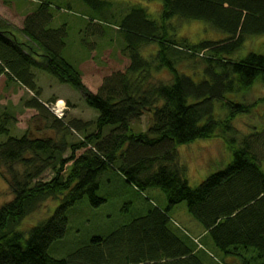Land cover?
<instances>
[{
	"label": "trees",
	"instance_id": "obj_1",
	"mask_svg": "<svg viewBox=\"0 0 264 264\" xmlns=\"http://www.w3.org/2000/svg\"><path fill=\"white\" fill-rule=\"evenodd\" d=\"M82 1L103 18L115 16L109 0ZM48 7L49 2L42 1L24 17L18 31L27 40L0 24V76L32 93L31 99L23 100L25 108L48 114L33 69L54 75L79 90L98 112L95 132L71 144L70 156L61 158L64 146L25 133L11 136L6 125L11 116L0 117V135L7 136L0 141V174L12 196L0 205V264H203L191 240L179 239L167 227L169 211L180 202L225 255L264 259V127L242 134L233 125L238 115L250 112L264 97L252 104L229 98L243 95L256 82L264 84V54H236L247 37L264 34V0H161L158 19H150L141 5L128 4L117 30L129 64L124 72L105 77L96 92L61 56L65 31L47 28ZM174 17L203 21L226 36L190 43L174 34L168 24ZM151 42L157 49L145 59L141 49ZM193 58L204 65L200 73L193 71L197 80L178 68ZM161 69L169 72L170 81L150 82L151 72ZM146 111L151 115L148 127L134 131L131 121ZM60 123L54 118L52 125ZM87 125L78 122L75 127L82 130ZM213 136L224 139L232 160L192 187L176 147ZM80 148L83 152L75 155ZM54 151L59 159L53 163L54 175L38 179L54 161ZM17 164L25 170L19 172ZM108 171L121 174L140 191L160 188L166 206H152L106 237L93 236L66 257L51 256L49 246L65 234L67 209L84 196L94 207L105 202L96 191ZM49 197L58 201L53 213L27 230L19 229L21 221Z\"/></svg>",
	"mask_w": 264,
	"mask_h": 264
},
{
	"label": "rangeland",
	"instance_id": "obj_2",
	"mask_svg": "<svg viewBox=\"0 0 264 264\" xmlns=\"http://www.w3.org/2000/svg\"><path fill=\"white\" fill-rule=\"evenodd\" d=\"M42 1L49 2L48 13L51 15V20L47 28H64L65 45L62 47L61 56L80 71L83 83L92 92L98 90L105 77L117 71L124 72L129 64L128 56L122 53V38L117 30L120 17L128 11L127 5L139 4L145 7L150 19H158L161 9V0H109L113 3L111 12L115 16L108 15L107 18H103L82 0H0V24L8 25L19 39L27 40L18 31L22 27L23 17L36 9ZM168 24L174 27V34L178 38H187L190 43L205 39L218 40L226 36L225 33L213 29L203 21H185L174 17L168 21ZM156 49L157 44L151 42L142 47L141 54L148 59ZM248 52L264 54V34L247 37L236 54L244 57ZM203 66L199 59L193 58L181 62L178 68L195 79L193 71L200 73ZM33 73L40 88L39 98L44 103L50 104L55 96L60 97L58 100L63 102L60 125L56 127L52 125L54 118L58 117L48 108V114L25 108L23 100L31 99V92L18 83L8 80L4 75L0 76V117L6 113L11 116V120L6 124L9 135L21 136L25 133L30 138H51L56 145L64 146L61 150V158H67L71 154V144L79 143L87 134L95 132L94 119L98 112L85 103L79 90L60 82L54 75L38 69H33ZM151 73L150 82L153 84L166 83L171 79L165 69ZM263 97L264 84L256 82L243 95L235 94L229 98L252 104ZM218 112L220 117H223L220 108ZM150 121V112L146 111L139 119L132 120L131 126L134 131H145ZM78 122H88V125L78 130L75 127ZM233 125L242 134L262 129L264 101L255 103L250 112L238 115L233 120ZM107 131L108 129L104 130L105 133ZM6 138V134L0 135V141ZM83 150L84 148L76 150L75 155H79ZM176 150L177 160L185 168L186 178L192 187L197 186L209 174L222 169L232 160L231 151L224 139L218 136L181 144ZM56 151H54V161H51L50 167L45 169L38 179L48 180L54 175L53 163L59 161ZM45 156L46 153L41 154V157ZM69 164L70 161L65 164L64 174L68 172ZM15 167L19 172L25 170L20 164ZM96 194L105 199L101 205L92 206L88 197L84 196L67 209L65 234L49 246L48 252L51 256L66 257L79 247L87 245L93 236L106 237L112 231L128 224L133 218L144 215L152 206L163 209L167 204L166 195L160 188L149 187L140 191L114 171H108L103 175ZM11 197L9 187L0 174V205ZM57 204L58 201L54 197L42 201L21 221L19 229L27 230L40 220L49 217ZM168 215V229L185 242H188L187 238H189L192 249L203 264H235L233 259L239 260L240 264L264 263V259L254 260L250 258L251 255L246 256L248 260L225 255L214 245L209 234L204 232L202 225L188 213L185 202L174 205Z\"/></svg>",
	"mask_w": 264,
	"mask_h": 264
},
{
	"label": "built area",
	"instance_id": "obj_3",
	"mask_svg": "<svg viewBox=\"0 0 264 264\" xmlns=\"http://www.w3.org/2000/svg\"><path fill=\"white\" fill-rule=\"evenodd\" d=\"M50 109V111H53V113L55 114V116H57L58 118H60V116L63 115V109L64 106H60L58 104V102L52 104L51 106L48 107Z\"/></svg>",
	"mask_w": 264,
	"mask_h": 264
},
{
	"label": "crops",
	"instance_id": "obj_4",
	"mask_svg": "<svg viewBox=\"0 0 264 264\" xmlns=\"http://www.w3.org/2000/svg\"><path fill=\"white\" fill-rule=\"evenodd\" d=\"M15 13H16V12H15ZM30 13H31V12H30ZM25 16H26V15H25ZM25 16H24V17H25ZM24 17H23V18H24ZM10 81H11V80H10ZM13 82H14V81H13ZM16 83H17V82H16ZM18 84H19V83H18ZM19 85H20V84H19ZM20 86H22V85H20ZM22 87L25 88L24 86H22ZM27 91H29V90L27 89ZM29 92H30V91H29ZM31 94H32V93H31ZM58 98H60V97L55 96V99H58Z\"/></svg>",
	"mask_w": 264,
	"mask_h": 264
},
{
	"label": "bare ground",
	"instance_id": "obj_5",
	"mask_svg": "<svg viewBox=\"0 0 264 264\" xmlns=\"http://www.w3.org/2000/svg\"><path fill=\"white\" fill-rule=\"evenodd\" d=\"M59 101H60V100H59ZM59 105H60V106H62V105H63V102H62V101H60V102H59Z\"/></svg>",
	"mask_w": 264,
	"mask_h": 264
}]
</instances>
